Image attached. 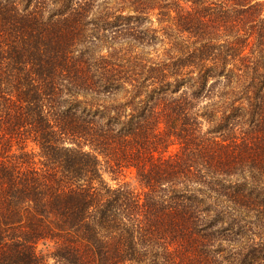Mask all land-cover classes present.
<instances>
[{
  "label": "trees",
  "instance_id": "16d2710c",
  "mask_svg": "<svg viewBox=\"0 0 264 264\" xmlns=\"http://www.w3.org/2000/svg\"><path fill=\"white\" fill-rule=\"evenodd\" d=\"M0 264H264V0H0Z\"/></svg>",
  "mask_w": 264,
  "mask_h": 264
},
{
  "label": "rangeland",
  "instance_id": "374dc122",
  "mask_svg": "<svg viewBox=\"0 0 264 264\" xmlns=\"http://www.w3.org/2000/svg\"><path fill=\"white\" fill-rule=\"evenodd\" d=\"M107 180H108L111 184H114V183H115V182H113V181L111 180L110 177H107Z\"/></svg>",
  "mask_w": 264,
  "mask_h": 264
}]
</instances>
